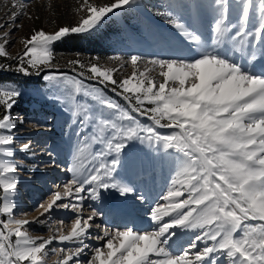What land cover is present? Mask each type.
Listing matches in <instances>:
<instances>
[{"label": "snow or ice", "instance_id": "snow-or-ice-1", "mask_svg": "<svg viewBox=\"0 0 264 264\" xmlns=\"http://www.w3.org/2000/svg\"><path fill=\"white\" fill-rule=\"evenodd\" d=\"M134 2L78 0L74 25L52 32L31 30L20 39L22 51L16 56L8 48L15 43L14 29L22 27L17 17L33 19L28 4L13 2L11 19L0 23V30L8 29L0 33V58L15 61L14 68L0 63V72L29 76L47 71L45 81L63 83L70 94L96 101L95 107L77 104L72 112V123L91 130V135L78 133L84 139L77 141L62 191L36 206L42 209L38 217L15 219L20 165L13 158L17 129L26 121L12 115L20 89L0 86V217H7L0 218V264H46L54 242L72 245L52 249L62 254L58 264H264V69L261 74L245 71L227 54L239 53L248 63L264 58V0H239L235 23L229 18V0H213L210 42L170 13V25L190 42L198 58L109 57L119 62L114 67L101 66L99 57L92 58L97 63L70 59L67 64L75 75L53 73L58 41L98 30L116 10ZM127 66L130 74L117 79V72ZM85 81L110 87L127 107L94 94L97 89ZM138 116L150 123H141ZM133 141L174 158L166 192L150 210L152 231L114 230L96 223L100 214L91 204L85 215V202L98 201L102 191H133L119 178L123 153ZM94 145L98 148L92 151ZM31 148L29 141L18 150L28 153ZM58 212L72 214L69 230L64 219H52ZM36 223L52 234L33 237L27 227ZM177 228L195 235L174 252ZM90 238L100 245L89 249Z\"/></svg>", "mask_w": 264, "mask_h": 264}, {"label": "rangeland", "instance_id": "rangeland-1", "mask_svg": "<svg viewBox=\"0 0 264 264\" xmlns=\"http://www.w3.org/2000/svg\"><path fill=\"white\" fill-rule=\"evenodd\" d=\"M13 2L27 3L26 11L33 19H29L27 16L17 17L16 23L22 27L14 29L12 39L15 40V43L8 48L11 56H16L22 51L19 41L21 38L29 36L31 30L42 28L46 32H52L58 27L74 25L78 19L75 13L78 0H0V23L7 24L11 19L10 13L14 11L11 7ZM101 2H105V0H101ZM212 3L213 0H135L131 5L116 10L106 18L98 30L65 37L64 39H68L71 36H77L81 46L71 52L54 49L55 60L52 71L57 73L58 70V73L75 75L67 64L70 59H80L85 63L89 61L97 63L92 58L99 57L98 63L101 66L114 67L118 66L119 62L112 61L109 57L121 56L126 59L130 55L136 54L145 58L153 56L174 59L198 58V53L190 42L170 25L169 14L180 18L190 31H196L205 41L210 42V29L213 17L216 15L210 6ZM229 3L231 6L229 18L232 23H235L239 15V0H229ZM7 30V28L0 30V33ZM63 40L58 41L55 45L63 44ZM261 48L264 49V44L261 45ZM186 54L187 56H185ZM227 54L245 71L261 74L264 69V58L248 63L247 59L242 58L239 53L228 52ZM0 63L11 64L13 68L15 67L13 60L0 58ZM141 70H143V65H141ZM131 71V67L127 66L117 72L116 77L121 79ZM45 74L47 71L40 75L29 76L15 71L0 72V86H17L20 89L21 96L14 106L12 115L14 118L23 117L26 121L25 125L19 126L17 129L15 141L17 151L13 158L15 163L20 165L17 169L19 180L15 193L17 205L15 219L32 220L38 217L39 214L35 213L41 209L36 206L47 202L55 191H62V186L70 178L67 168L70 166L72 156L78 146L77 141L84 139L78 133L91 135V130L86 132L79 124L72 123V112L77 104L87 103V105L95 107L96 101L91 97L83 96V94H70L69 89L63 83L45 81L43 78ZM85 82L97 89L94 94H102L127 107L122 97L113 93L110 87L104 88L95 81ZM137 118L141 123H150L144 117L138 116ZM37 124L42 127H38ZM160 131L169 132L170 130L160 129ZM29 141L32 144L31 151L20 152L18 150L20 144ZM97 148L98 146L94 145L92 151ZM85 155L87 156L88 153ZM173 159L162 150L154 151L138 141L131 142L123 153L119 178L130 184L133 191L126 195H121L115 190L102 191L98 201L87 200L85 202V215L90 214L91 210L87 205L91 204L93 209L100 214L96 223H104L114 230L130 228L137 232L152 231L155 226L149 218L150 210L159 201L160 195L166 192L169 177L173 171ZM45 165L49 168L44 169ZM57 165L61 168L60 172L56 168ZM57 185L61 187L58 189ZM130 198L134 202H138L134 212L140 221L123 216L118 212L120 205L128 202ZM145 217L148 219L143 221ZM0 218L7 219V217ZM61 218L66 222L65 231L69 230L72 214L58 212L52 216L53 220ZM27 230L33 237L47 238L52 234L47 226L38 223L29 225ZM174 231L176 236L171 243V248L174 252H179L182 246L191 242L195 232L179 228ZM95 235L96 230L93 229L92 237ZM14 239L15 237H13ZM100 243L94 238L87 241L89 249L99 246ZM67 247H72V245L56 242L50 245L46 264H58L62 258L61 253L53 254L52 249ZM87 255L88 253H85L82 259ZM220 264H224L223 260L220 261Z\"/></svg>", "mask_w": 264, "mask_h": 264}, {"label": "bare ground", "instance_id": "bare-ground-1", "mask_svg": "<svg viewBox=\"0 0 264 264\" xmlns=\"http://www.w3.org/2000/svg\"><path fill=\"white\" fill-rule=\"evenodd\" d=\"M183 38V37H182ZM188 52V51H187ZM189 55V54H188ZM191 55V54H190ZM185 56H187V54L185 55ZM185 56H183V57H185ZM62 156V155H61ZM4 159H7L6 157L4 158ZM45 168H49V166H44V169ZM57 169H59V171L58 172H60L61 171V168H59V166L57 165V167H56ZM58 182H60V181H58ZM28 185H30V184H28ZM138 206V202H134L133 201V199L132 198H130V200L128 201V202H124V203H122L121 205H120V207L118 208V212H120V213H122V215L123 216H126V217H130L131 219L133 218V219H135L136 221H140L139 219H138V217L136 216V214H135V210H134V208L136 209V207ZM42 211V209L41 210H39L38 212H36L35 214H40V212ZM149 218H150V216H149ZM148 219V217H145L144 219H143V221H145V220H147ZM136 227H138V225H136ZM51 264H53V263H51Z\"/></svg>", "mask_w": 264, "mask_h": 264}, {"label": "trees", "instance_id": "trees-1", "mask_svg": "<svg viewBox=\"0 0 264 264\" xmlns=\"http://www.w3.org/2000/svg\"><path fill=\"white\" fill-rule=\"evenodd\" d=\"M80 40L77 39V36H71L70 38H66L63 40V44L61 45H55L54 46V49H62V50H66V51H73V50H76V49H79V47L81 46L80 44ZM58 51V50H57Z\"/></svg>", "mask_w": 264, "mask_h": 264}]
</instances>
